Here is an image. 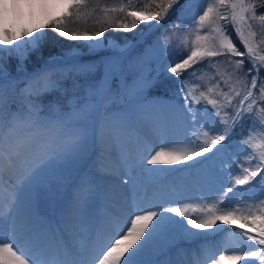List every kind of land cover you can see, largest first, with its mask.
Listing matches in <instances>:
<instances>
[{"label": "snow or ice", "instance_id": "obj_1", "mask_svg": "<svg viewBox=\"0 0 264 264\" xmlns=\"http://www.w3.org/2000/svg\"><path fill=\"white\" fill-rule=\"evenodd\" d=\"M183 2L143 0L134 5L124 0L110 6L94 0H12L9 11L0 0V264H144L149 252L157 254V264H264V195L256 199L243 194L256 187L264 190V0H204L202 11L183 27L180 21L169 25L162 39L172 45L175 37L179 59L164 75L176 84L174 97L183 101L184 136L176 142L162 140L158 150L137 151L142 168L189 162L198 166L225 152V141L231 142L237 129L247 125L226 182L194 200L160 198L100 219L90 217L86 233L77 222L96 191L88 162L94 157L100 172L116 176L128 162L126 146L136 121L157 124L160 110L174 104L149 100L150 90L160 83L159 72H135L125 79L126 91L129 81L134 82L131 110L109 103L113 94L121 93L123 73L122 62L111 59L100 80L83 92L64 101L48 99L54 93L68 95L63 81L71 74L92 71V65L80 61V46L50 56L31 73L24 68L49 32L56 42L88 41L83 47L90 51L107 43L126 52L130 45L121 48L105 37L109 29L133 32L141 24L163 28ZM98 12L102 19L94 23L99 27H86ZM25 18L39 22L25 26L20 23ZM5 56L17 59L22 75L6 71ZM220 63L223 72L216 67ZM206 72L211 73L207 81ZM209 114L217 127L209 126ZM111 159L115 164L109 167L106 161ZM236 190L239 200L233 203L229 194ZM41 200L56 227L41 212ZM22 201L28 207L23 218L17 213ZM239 221V228H225ZM217 234H223L219 251L204 246L194 254L175 243L177 236Z\"/></svg>", "mask_w": 264, "mask_h": 264}, {"label": "rangeland", "instance_id": "obj_2", "mask_svg": "<svg viewBox=\"0 0 264 264\" xmlns=\"http://www.w3.org/2000/svg\"><path fill=\"white\" fill-rule=\"evenodd\" d=\"M142 1L143 0H133L131 2L135 3V4H139ZM188 4L189 5L187 6L186 11L182 12L181 17H179L177 20V21L181 22V27H183V24L190 22L191 19H193L200 11H202V9L204 7V0H193V1L190 0V2ZM20 23L24 24L25 26H31L32 25L29 22L24 21V20L20 21ZM35 23H33V24H35ZM153 23H155V22H153ZM158 29L159 28L152 30V29H149L147 27L140 35H138L136 40L127 42L124 45H120L121 48H124L125 45H130V47L128 48V50L126 52H121V54L118 56V58H115L116 52H118V51L113 49V48H110L107 43H105L104 49H97L95 51H90L88 48L83 47V45L89 43L88 41H71L72 46H74V45L80 46L78 48V51L81 54L80 55V61L83 64L92 65L93 66L92 71L88 72L86 74H81V75H76L74 73L71 74L70 77H74V79H77L75 81L76 87L75 88L73 87V83H74L73 79H71V78L65 79L63 81V86H64V88L68 89V95L62 96L59 98V96H61L60 93H54L53 96L48 97V99H52L53 97H55L57 99H60L61 101H64V100L68 99L72 95L73 92H77V91L83 92L87 88L88 85L95 84L97 81L100 80L101 76L103 75V73L105 71V67H104L105 62L108 59H111L113 61L115 59V61H121L123 64V73H122V75H120L121 93H120V95H116L117 97H116V102H115V105L118 108L123 106L124 108L131 110L132 108L135 107L134 94L131 91V88H132V85L134 82L131 80L129 81V85H128L129 90L126 91L123 88L125 79L128 78L131 73L142 72L143 74L148 75V74H156L157 72H159L161 74L160 75V83L155 88L150 90L149 100L154 101V102H158L161 104H167L168 102L171 101L174 104L173 108H164V109L160 110V113H161L160 116L163 118H167V121H168V124L166 123L167 125L159 126L160 132H162V130H163V132L166 131V133H168V130H169L168 127H169V125H171V122L169 121V117H170V119H172V121L175 120L176 124L183 125V114L180 112V106L183 104V101L178 96L174 97L173 90L176 89V84L172 79H166L165 75H164V69L169 64L177 62L179 59L177 52L175 50H173L174 49V43H175V37L172 38L173 44L169 45L166 41H163V39H162L163 34H164V33H162L163 31H161L159 33V32H157ZM192 38L193 37H189V39H192ZM112 40L116 43V41L114 39H112ZM71 45L65 44L62 47L63 51L61 52V54H53V55L45 54V53H43V48L41 49V51L39 53H32L28 57V59L26 61H24L25 70L27 72L31 73V72L35 71L36 69L42 67L47 62V60L50 56H63L65 52L73 49V47L71 49L68 48ZM67 48L69 50H67ZM216 59L222 60V58H216ZM4 63H5L6 71L9 72L12 76H17V75L23 74V73L17 72L18 61L14 56L13 57L5 56ZM98 67H101V73L99 74V78L97 79L96 78V72L98 71L97 70ZM216 67L219 68L223 72L225 65L223 63H220V64L216 65ZM168 75L170 76L171 74H168ZM210 76H211V73L206 72L203 79L205 81H207ZM81 86H83V87H81ZM199 90L200 89H197V94H198ZM157 92L168 93L169 95L168 96H162V95H158ZM113 95L115 96V94H113ZM209 113H211V109H209ZM208 124L211 127H214V128L217 127V125L215 123V118L213 116H211V114H209V116H208ZM163 127H166L167 129L166 128H164L165 130L161 129ZM241 134H245V135L247 134V125L242 126L237 131V134L231 137V142L225 141V144L228 145L226 151L222 152L219 156H217L215 158V160L214 159L209 160L207 162V164L204 163V164H200L198 166H193V168L188 170V171H183L181 169L180 170L181 172L179 171L178 173H176L174 175L175 176L179 175V174L183 175L185 177L186 181L189 183V186L192 187L193 189L195 187V190H196L198 185H197L196 181L194 180V176L196 174H193V173L201 172L202 176L204 175V178L205 179L208 178L207 179L208 182L210 181V187H208L209 189L207 188L209 193L206 191L207 189H205L206 193L205 192H202V193L203 194L215 193L218 189L221 188V186H222L221 182L222 181L226 182L227 178H229V176H230L231 169L233 167L232 161L236 159V156L238 153V144H239V141L241 139ZM131 138L135 139L136 135H134V134L131 135ZM134 146H131V145L126 146V152H127V154H129V152H130V157L131 156L137 157L138 148L136 146L135 147ZM133 152H135V153H133ZM211 155L212 154H210V156ZM90 161L91 162L88 163V168L92 171V173L95 177L96 188L99 189V184H102V178H103V176L106 178V175L103 174L102 172H100L95 167L96 161H95L94 157ZM132 167L133 166H131V164L128 165V169L131 168V170H132ZM193 170H194V172H193ZM192 174H193V177H191ZM212 176H214V178H215L214 180H213ZM191 178L195 182H192V180H190ZM257 179H259V178H257ZM207 180L204 182L206 183ZM172 182L173 181H171V183ZM248 187L249 186H245L246 189ZM98 189H96L95 193L98 192L97 191ZM142 194L143 195L141 196V198H140V193H139L137 196H135L133 198L136 200H133V202L131 204L130 203L124 204L123 207L121 206V207L117 208L118 210L115 208L116 206L113 205V202L103 201L102 202L103 206H102V211H101L102 217L108 215L110 212L111 213L119 212L120 211L119 209L124 208V210H126L129 206L134 207L136 204L148 203L147 199L151 193L147 194V192L146 193L144 192ZM239 194H240L239 190H236L233 193L229 194V199L233 203H236L239 200ZM243 194L245 195V197H254L256 199H259L262 195H264V190H261V188L256 187L255 189H252L251 191L244 192ZM94 197H95V194H94ZM116 198L117 197L115 196V199ZM91 201H89L90 204H88V206H87L88 208L85 209V214H87L88 216L90 213L93 212V210L90 211V208L91 207L93 208ZM200 206L202 207L203 205H200ZM22 208H24V209H22ZM40 210L42 211V213H44L45 216H47L51 219V227H53V228L56 227L55 217L52 216L51 212L49 213L50 210H49V207H48L46 201L41 200ZM47 210H48V212H47ZM27 211H28L27 204L22 201L20 203L19 207L17 208V213L22 212L21 218H23L27 215V213H28ZM190 214H192L194 216L200 215L199 212H191ZM81 219H83V217ZM177 219H182V218H177ZM78 222L80 223V220ZM78 222H77V228L79 227L78 230L86 233L88 231V229L90 228V226L89 225H83V227H82L80 224L78 225ZM241 223H243V222L239 221V222H237V224L232 225V226H225V228H228V227L239 228V225ZM4 227L7 228L8 224L5 223ZM81 227H82V230H81ZM86 227H88V228H86ZM193 230H192L193 232L198 231L195 229H193ZM209 231L211 232L213 230H209ZM216 236H217L216 241L222 242L223 234H217V235L205 236V237L214 238ZM179 239H180L179 236H177V240L175 241V243L178 242ZM216 241H215V243L218 244ZM209 246H211V244ZM190 247L191 246L187 247L190 249V251H192V250H194V248H196V247H193V248H190ZM152 264H157V262H153Z\"/></svg>", "mask_w": 264, "mask_h": 264}, {"label": "bare ground", "instance_id": "obj_3", "mask_svg": "<svg viewBox=\"0 0 264 264\" xmlns=\"http://www.w3.org/2000/svg\"><path fill=\"white\" fill-rule=\"evenodd\" d=\"M5 2L8 3L9 11H11L12 10L11 9L12 0H5ZM0 10H2V9H0ZM24 21H27L30 24H33L35 22L36 23L39 22L38 20H34L31 18H25ZM120 54H121L120 51L116 52L115 58H118V56ZM114 61H115V59H114ZM169 121L171 122V125H169V127H168V129H169L168 130L169 134H168V133H166V131L163 132V130H162V132H160V129H159V126H164V125L168 124L167 118H163L160 116V121L157 124L146 123V122L137 120L135 127L130 134L127 145H131V146L135 145L137 148L139 147L141 150L147 151L148 147H156L158 150V145L162 140H166L168 142L180 141L181 139H183V136H184L183 125L176 124L175 120L172 121V119H170V117H169ZM164 128H166V127H163L161 129H164ZM133 134L136 135L135 139L131 138V135H133ZM137 139H139V141L141 142L139 146L137 144ZM178 147H180V146L178 145ZM133 153H135V152H133ZM210 154H208V155L210 156ZM127 155H128V162H127L126 166L117 165L120 167L121 170L117 173L116 176H114V177L106 176V178L103 176L102 184H99V189L96 188V189H98L97 190L98 192L95 193L94 199H91L92 201L90 200L92 205H93V208L91 207L92 209L90 208V211L93 210V212L90 213L89 216L87 214H84L83 219H80V223L78 222V225L80 224L82 227H83V225H89L90 226V217H94L96 219L103 218L101 215L102 206H103L102 202L103 201L113 202V205L116 206L115 208L117 209L121 206L123 207L124 204H129V203L131 204L133 202V200H136L133 198L135 196H137L139 193H140V198H141V196L143 195L142 193H144V192L145 193L147 192V194L151 193L147 199L148 202L153 201V200H158L160 198L177 199V200H179V199L194 200V199H196L202 195H205L202 192H205V189L210 187V181L208 182V180H207L208 178L205 179L204 175L202 176L201 172L193 173V174H196L194 176V180L196 181V183L198 185V187L196 188L197 191L195 190V187L193 189L192 187L189 186V183L186 181V179L183 175H181V174L176 175V176L174 175V174L178 173L181 169L183 171H188V170L192 169L193 168V166H191L192 162H189V166L147 165L146 167L142 168L140 166L136 156L130 157V152ZM89 162H91V161H89ZM106 163L108 164L109 167H112L113 164H115V160L111 159L109 161H106ZM129 164H131V166H133L132 170H131V168L128 169ZM152 168L167 169V170L166 171H148L147 170V169H152ZM194 170H193V172H194ZM193 174L191 177H193ZM212 177L214 180L215 179L214 176H212ZM190 180H192V178ZM206 180L208 183L204 182ZM123 181H128V183L124 184ZM171 181H173V182L171 183ZM195 181L192 180V182H195ZM208 189L206 190L207 192H208ZM115 196L117 197L116 199H115ZM88 204H90V203H88ZM194 206L195 205H193V207ZM22 209H24V208H22ZM119 210L120 211L124 210V208L119 209ZM47 212H48V210H47ZM21 213H18V215L20 217H21ZM49 213H50V211H49ZM82 227H81V230H82ZM86 228H88V227H86ZM216 240H217V236L214 238H211V237L207 238L204 235H201V236H196V237H186L184 239H179V241L176 243H178L179 247L183 250H189L190 251V249L187 247H189V246H191L190 248L196 247V248H194V250H192L190 252H192L194 254H198L202 247L209 246L210 244H211V246H214V249L216 251H219L221 246H222V243H221V241L217 242ZM215 241L218 244H216ZM159 259L162 260L164 258L159 257ZM157 260H158L157 254L152 253V252L146 253L143 257L144 264H152L153 262H157Z\"/></svg>", "mask_w": 264, "mask_h": 264}, {"label": "trees", "instance_id": "obj_4", "mask_svg": "<svg viewBox=\"0 0 264 264\" xmlns=\"http://www.w3.org/2000/svg\"><path fill=\"white\" fill-rule=\"evenodd\" d=\"M131 1H133V0H131ZM191 1H193V0H191ZM95 2H98L101 5L108 4V5L111 6V5H116L118 3L124 2V0H94V3ZM189 2H190V0H184V2L180 6V9L177 11V13L174 16L170 17L169 20H168V22L165 23L164 27L163 28H159L157 30V32L160 33L161 31H163L162 33H164V31L169 28V25L170 24L176 22L178 20V18L181 17V13L186 11V8L189 5L188 4ZM133 4L135 5V3H133ZM96 18L102 19V14H100L98 12L96 14V17H94L93 19L88 20L86 22L85 26L86 27H89V28H92V27H97L98 28L99 27V24H95L94 23V20ZM146 28H147L146 25L141 24L133 32L113 31L112 29H109V31L105 33V37L106 38H112V39H114L116 41V43L119 44V45H124L127 42L136 40L137 37H138V35H140ZM65 44L71 45V41H65L63 39H60L58 42H56L53 34L51 32H49L48 41L42 47L43 48V53L49 54V55L61 54V52L63 51V48L62 47ZM74 46L71 45L68 48L71 49ZM68 48H67V50H69ZM197 67H199V66L197 65ZM97 70L98 71L96 72V78L98 79L99 78V74L101 73V67H98ZM70 78L73 79V81H76L77 80V79H74V77H70ZM157 94L158 95H162V96H168L169 95L168 93H162V92H157ZM60 97H62V96H59V98ZM116 97H117L116 95L115 96L112 95L111 100L109 101V103H115L116 102ZM239 129L240 128H238L237 131Z\"/></svg>", "mask_w": 264, "mask_h": 264}]
</instances>
